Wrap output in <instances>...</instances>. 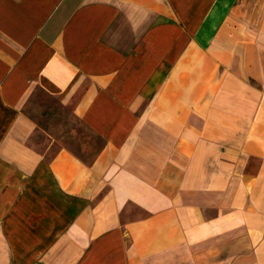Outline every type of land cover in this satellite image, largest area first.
<instances>
[{
	"label": "crops",
	"instance_id": "1",
	"mask_svg": "<svg viewBox=\"0 0 264 264\" xmlns=\"http://www.w3.org/2000/svg\"><path fill=\"white\" fill-rule=\"evenodd\" d=\"M0 264H264V0H0Z\"/></svg>",
	"mask_w": 264,
	"mask_h": 264
},
{
	"label": "rangeland",
	"instance_id": "2",
	"mask_svg": "<svg viewBox=\"0 0 264 264\" xmlns=\"http://www.w3.org/2000/svg\"><path fill=\"white\" fill-rule=\"evenodd\" d=\"M43 103H46V104H49L50 106L52 105L53 108H57L56 105L54 104V102L48 98V97H45L43 95H37L35 97H32L30 99V102L27 106V112H29V114L33 115V116H37L38 115V111L40 110L41 106L43 105ZM49 114V112H48ZM74 128H80L81 129V126L80 125H75ZM83 130V136H84V140H85V146H86V149L89 147V145H91L92 147L95 146L97 147L99 145V142L97 140L96 137L93 136L92 133H90L88 130L86 129H82ZM42 141V143L44 142V140L42 139H39ZM37 142V145L41 146L43 148V145L41 144V141Z\"/></svg>",
	"mask_w": 264,
	"mask_h": 264
}]
</instances>
